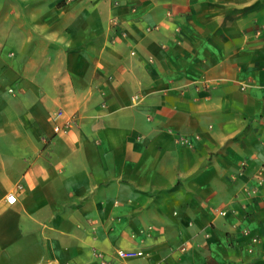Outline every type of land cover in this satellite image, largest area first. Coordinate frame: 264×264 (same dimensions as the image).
Returning a JSON list of instances; mask_svg holds the SVG:
<instances>
[{"label":"crops","instance_id":"1","mask_svg":"<svg viewBox=\"0 0 264 264\" xmlns=\"http://www.w3.org/2000/svg\"><path fill=\"white\" fill-rule=\"evenodd\" d=\"M262 180L264 0H0V264H264Z\"/></svg>","mask_w":264,"mask_h":264},{"label":"built area","instance_id":"2","mask_svg":"<svg viewBox=\"0 0 264 264\" xmlns=\"http://www.w3.org/2000/svg\"><path fill=\"white\" fill-rule=\"evenodd\" d=\"M112 26H111V29L113 31H116V32H119V36L125 38L126 37V33L125 32H122V31H119V25L116 21H112ZM56 119V118H55ZM61 131V128L60 127H56V132H60ZM261 186L264 188V180L261 181ZM7 202L11 205H14L16 202H17V198L14 194L10 195L7 197ZM221 215H224V213H220ZM253 242L254 243H257L258 242V239H253ZM96 256H98V258L100 259L101 261V264H110L109 261H106L104 259V257L100 254H97ZM146 255L141 252V251H118L117 252V258L119 261H122V262H127V261H132V260H136V259H140V258H144Z\"/></svg>","mask_w":264,"mask_h":264}]
</instances>
